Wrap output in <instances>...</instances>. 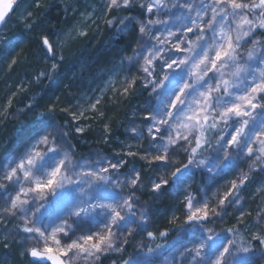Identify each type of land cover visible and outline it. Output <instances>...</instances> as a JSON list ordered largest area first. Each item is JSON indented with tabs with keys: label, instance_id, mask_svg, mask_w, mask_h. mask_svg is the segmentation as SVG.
I'll use <instances>...</instances> for the list:
<instances>
[{
	"label": "snow or ice",
	"instance_id": "obj_1",
	"mask_svg": "<svg viewBox=\"0 0 264 264\" xmlns=\"http://www.w3.org/2000/svg\"><path fill=\"white\" fill-rule=\"evenodd\" d=\"M34 3L40 9L50 8L43 0ZM15 4L17 0H0V25L7 24ZM91 7V12L82 14L85 20H92L98 11L97 19L117 35L130 36L135 47L114 64L99 95L81 94L83 103L78 100L68 107L56 96L41 104L39 93L26 96L18 112H35L36 128L22 152L0 160L4 246L11 238L21 245L20 255L50 264H103L113 254H123L137 235L167 240L170 230L153 228V208L141 199L143 166H130L125 158L129 157L144 161L155 173L163 170L147 180V191L156 201L174 190L171 195L182 205L184 220L176 225L177 239L183 234L192 246L181 244L164 257V264L264 261V202L252 218L256 231L250 233L251 239L240 231L247 230L249 200L264 193V0H101L98 8ZM46 23L50 21L25 25L29 31L40 30L35 40L44 64L37 69L36 85L52 80L70 43L87 36L78 23L63 38L57 35L53 40L44 30ZM3 39L5 49L12 52L29 37ZM117 73L124 74L123 84L111 90L119 97L130 99L140 89L149 94L139 110V123L133 119L125 129L137 145L124 144L112 156L101 148L80 155L72 140L83 139L90 130L91 125L82 124L90 119L87 113L104 121V93ZM11 108L12 99L7 98L0 104V119H7ZM136 115L133 110V118ZM110 124V120L102 124L99 143H108ZM181 155L186 162L174 166ZM195 170L207 173L198 187L199 198L189 191ZM232 175L236 178L228 182L227 190L221 193L217 188L209 196L218 177ZM253 184L255 191L246 195ZM229 210L238 213L234 219L239 227L216 233L207 228L223 220ZM178 220L174 210L169 222ZM196 230L201 235L196 236ZM162 249L157 243L119 264H159L155 257Z\"/></svg>",
	"mask_w": 264,
	"mask_h": 264
},
{
	"label": "trees",
	"instance_id": "obj_2",
	"mask_svg": "<svg viewBox=\"0 0 264 264\" xmlns=\"http://www.w3.org/2000/svg\"><path fill=\"white\" fill-rule=\"evenodd\" d=\"M25 1L21 0L18 6ZM79 1L43 0V3L50 5V8L40 9L35 6L33 0L31 3V13L33 15L27 21H32V23H39L41 20L50 21V23L45 24L44 30L48 31L51 38L54 39L57 34L70 26L74 18L72 12L73 6L75 2L77 3ZM9 31L8 34L5 33L4 38H15L21 35H27L29 39L25 40L20 48L12 52H8L5 49L4 39H1L0 104L5 103L7 98H11L12 108L9 109L7 119H0V160L5 158L9 153H15L25 145L30 134L36 128L35 112H29L27 110L23 114L18 112L19 109L24 107L27 95H37L39 93L37 98L40 99L41 104H47L54 97L59 96L65 106L73 107V103L79 95L88 93L93 88L101 86L103 79L114 68L113 66L117 59L121 55L126 54L133 45V40L130 36L117 35L114 28H110L104 23H101L93 31L89 30L87 36L76 38L70 43V46L65 50L67 58L61 65L59 73L55 74L52 80H44L42 84L36 85L33 81L37 74V69L41 68L44 64V61L40 59L35 40V36L40 30L33 27L30 31H25L16 27ZM14 58L19 61L16 65L11 64V60ZM24 89H27V93L23 91ZM148 95V92L140 89L137 94L127 100L119 97L117 94L110 98L105 97L102 103V110L106 114L104 121H101L98 115L92 118L93 114H89L91 116L90 122H92L90 130L83 139L75 137L72 140V143L77 145L76 152L80 155H87L90 150L101 148L110 156L114 155L112 149L118 146V144H121L120 142H123L126 135L125 129L133 121V110H136L138 115L140 108L148 99ZM94 119L99 120V123H93ZM109 120L111 121L109 141L107 144H101L99 141L104 135L102 124ZM180 162L184 161L180 160ZM136 163L140 168L143 166V175L147 180L149 177H155L157 174L163 173V171L155 173L152 168L145 165L144 161L136 160ZM179 163H176L174 166H178ZM255 179L258 180L259 176L255 177ZM196 185L197 183L193 179V184L189 191L194 193ZM254 187L255 184L250 185L246 190V195L252 193ZM143 196L146 197L145 200L147 203L151 204L155 213V224L153 228L156 230H170L167 240L158 238L153 241L145 236L144 240H142L144 248H155L157 243L162 244L163 248H166L180 241L184 235L180 234L181 238L177 239L178 229L176 225L183 223L184 217H181V212L178 213L180 220L172 223L169 222L173 211L180 208V205L176 208V200L173 196L169 194L159 201H156L147 190H145ZM233 225H237V222L234 219L233 210H229L225 219L214 221L209 229H212L214 233L223 232ZM240 231L246 240L251 239L244 232L243 228ZM226 234L231 236L230 233ZM252 243L255 245V241H252ZM15 255L16 253L14 252L10 256L11 259L14 258L12 264L18 263V261H15ZM120 259H125L124 253L115 257L117 263H119ZM24 261L25 264H45L35 258L31 259L26 257Z\"/></svg>",
	"mask_w": 264,
	"mask_h": 264
},
{
	"label": "rangeland",
	"instance_id": "obj_3",
	"mask_svg": "<svg viewBox=\"0 0 264 264\" xmlns=\"http://www.w3.org/2000/svg\"><path fill=\"white\" fill-rule=\"evenodd\" d=\"M33 0H26L24 3H22L21 5H19L18 7H16L14 13L11 15V17L9 18V20L7 21V24L4 26V28L0 31V46H1V39L4 38V35L8 34L12 28H16L19 27L21 30H25L27 31L28 29L25 27L26 24L32 23V21L28 22L27 20L29 19V16L27 15L28 12H31V3ZM101 3V0H80L79 2H75L72 12L74 14V18L70 24V26L65 29L64 31H62L61 33L57 34L60 35L61 38L64 37V34L67 33L69 30L73 29L74 25H77L78 23L80 24V27L83 28V30L85 32H88L89 30H94L96 29L99 25H101V23H103V21L97 19V16L99 15V12L97 11L96 15L93 16L92 20H85L84 16L82 14L86 13V12H91L93 9L91 7V5L95 4L97 6V8L99 7ZM116 13H113L112 15H115ZM110 16L106 15V18H109ZM93 20H95V22H93ZM6 33V34H5ZM73 35H75V32H73ZM128 37V36H125ZM79 38V37H77ZM54 39H56V36L54 37ZM53 39V40H54ZM135 47V43L133 41V45L131 46ZM130 48V49H131ZM126 54H131V51L129 50ZM125 55V54H123ZM121 55V56H123ZM120 56V57H121ZM120 59V58H119ZM119 59H117L116 63L119 62ZM114 63V64H116ZM114 67V66H113ZM114 71V68L111 70V72L103 79L102 81V86L99 88H93L91 91H89L88 93H82V94H86L87 96H96L99 95V90L101 88H104L107 86V81L109 79L110 74ZM113 79V84L111 85V87L109 88V90L107 92L104 93V97H111L113 96L115 93L111 90V88H115L117 90H119L123 84L124 81V74L123 73H117L116 75H114L112 77ZM81 95H79V97L74 101L73 106L76 105L77 101L80 100ZM81 103H83L82 100H80ZM89 113H87L88 117H90V119H85L84 121H82L83 126L88 127L89 125L92 124L91 121V116L89 115ZM140 113H138V115L133 118L132 116V120L134 119L136 123H139L140 121ZM93 123L98 124L99 120H93ZM121 144H118V146L114 147L112 149L113 153L115 154L116 152H120L123 145L124 144H132V145H137V141L131 138V134L127 133L123 139V142H120ZM141 143H146V141H142ZM25 145H23L18 151H16L15 153H19L23 151ZM133 150H137L135 147L133 148ZM205 155H208V153H205ZM126 159L129 160V164L130 166H135L136 168H140L137 163L136 160H132L129 157H125ZM4 158H2L1 160H3ZM180 160L185 161V158L183 155L177 157V163H179ZM246 169V166H243ZM163 170H161L162 172ZM163 173L157 174V175H162ZM156 175V176H157ZM155 176V177H156ZM152 177V178H155ZM207 178V173L201 170H195L194 172V176L191 180V185L193 184V179L195 180V182L197 183V185L195 186V191L194 193H192L193 195H196L197 198H199V191H198V187L203 184L205 182ZM235 175L232 176H226V177H218L215 181V184L213 186H211L210 191H209V196H211V193L213 191H217V188H219V191L222 193L227 186L229 185L228 182L232 179H235ZM149 187V185L147 184V179L145 178V190H147ZM183 187V186H181ZM174 190H170V194L173 192ZM255 191V187L252 190V193ZM52 197H49V200H52ZM141 199L145 202H147L145 199V196H142ZM182 199V197L180 198ZM176 200V199H175ZM262 202H264V193H256L255 194V198L254 199H250L248 202V206L247 209L249 212H251V216L245 217V224L247 225V230H244V232L249 236L250 233L253 231H256L255 228V221L252 219L253 217L256 216V209L258 207V205H260ZM213 204H215V200L212 201ZM180 204L177 203L176 200V208L179 207ZM181 209H182V205H180ZM41 211H44V209H41ZM234 216L238 215V213H235L233 211ZM183 216L182 211H181V217ZM226 217V215H225ZM224 217V219H225ZM236 221V220H235ZM237 222V221H236ZM213 223V222H212ZM212 223L207 224V228H210ZM3 232V229L0 228V233ZM196 236L201 235V233L199 232V230H196L195 232ZM145 234L142 235H137L135 236L134 239L131 240V243L128 245H125V260L130 259L131 257H133L136 253L138 252H142V251H146V249L144 247H137L138 244H143L142 240H144L145 238ZM7 243V247L4 246L5 241L3 238V235L0 234V264H9L10 260H11V254L12 253H16V258L18 263L17 264H25V258H31L33 259V257L30 256H22L20 255L21 253V245L13 239H8L6 241ZM181 244H187L189 247L192 246L189 238L187 236H183V238L178 241L175 244H172L166 248L162 249V254L158 255L157 257H155V259H157L159 261V264H164V257L166 256H171V254L176 250L179 249ZM175 246V247H173ZM119 255V254H113L112 256H110L108 259L103 260V264H111L112 260H115V257ZM119 264V263H117ZM257 264H264V261L260 260L259 258L257 259Z\"/></svg>",
	"mask_w": 264,
	"mask_h": 264
},
{
	"label": "bare ground",
	"instance_id": "obj_4",
	"mask_svg": "<svg viewBox=\"0 0 264 264\" xmlns=\"http://www.w3.org/2000/svg\"><path fill=\"white\" fill-rule=\"evenodd\" d=\"M91 31H92V30H91ZM87 33H88V32H87ZM101 86H102V84H101ZM101 86H99V87H101ZM99 87H98V88H99ZM115 94H116V93H115ZM115 94H114V95H115ZM114 95H113V96H114ZM108 98H110V97H108ZM125 133L127 134V132H125ZM179 212H181V207L178 208L177 210H175V213H177V215H178ZM0 252H2V251H0ZM0 258H1V257H0ZM17 259H18V258H15V261H17ZM12 261H14V258H12V259L10 260L9 264H12ZM13 264H14V263H13Z\"/></svg>",
	"mask_w": 264,
	"mask_h": 264
},
{
	"label": "water",
	"instance_id": "obj_5",
	"mask_svg": "<svg viewBox=\"0 0 264 264\" xmlns=\"http://www.w3.org/2000/svg\"><path fill=\"white\" fill-rule=\"evenodd\" d=\"M21 0H17V4H15L14 5V9H15V7L18 5V3L20 2ZM14 11V10H13ZM13 11H11L10 13H9V16L13 13ZM3 26L4 25H0V30L3 28ZM45 262H49V261H45ZM50 263V262H49Z\"/></svg>",
	"mask_w": 264,
	"mask_h": 264
}]
</instances>
